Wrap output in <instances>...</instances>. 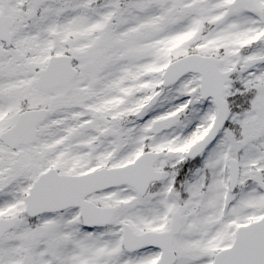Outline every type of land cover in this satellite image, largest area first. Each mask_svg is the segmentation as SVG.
Wrapping results in <instances>:
<instances>
[{
  "label": "snow or ice",
  "instance_id": "obj_1",
  "mask_svg": "<svg viewBox=\"0 0 264 264\" xmlns=\"http://www.w3.org/2000/svg\"><path fill=\"white\" fill-rule=\"evenodd\" d=\"M0 264H264V0H0Z\"/></svg>",
  "mask_w": 264,
  "mask_h": 264
}]
</instances>
